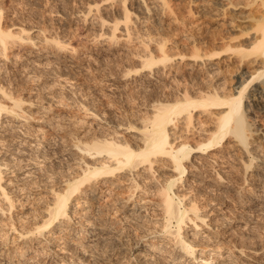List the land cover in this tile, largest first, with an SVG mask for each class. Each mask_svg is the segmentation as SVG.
Here are the masks:
<instances>
[{
  "label": "rangeland",
  "instance_id": "obj_1",
  "mask_svg": "<svg viewBox=\"0 0 264 264\" xmlns=\"http://www.w3.org/2000/svg\"><path fill=\"white\" fill-rule=\"evenodd\" d=\"M100 1L102 2L97 7L95 4ZM137 1L140 2V0H126L125 3L123 0H0V8L1 6L3 7L1 8L2 17H4V19H1V24L4 26L10 25L11 28L8 26L9 30L14 33H19V35L24 38H29L24 42L15 39L17 43L15 41L13 43L14 45H9V48L12 50L9 49L8 58L0 55V86L3 87V89L5 88L4 91H7V94H9L10 91V94L19 96L20 100L23 98V101L21 100L22 107L25 108L26 111L28 109L27 117L29 118H27L28 120L24 117L18 118L19 116L17 117L12 113H3V116L0 117V126L4 125V127H0V162L5 161V159L6 161L7 159L10 160L11 158L12 160L6 163L13 167V163L19 165V163L23 161V165L20 163V166L17 165L14 169L9 168V166L4 170L6 171L5 174H8L7 177L5 175L6 179H4V182L7 183V186L9 185L8 188L11 189V196H13L15 202L13 203L15 206L12 209V211H14L7 212V214L9 213L8 215H12L16 226L18 225V230H21V227L23 228L27 224L31 226L34 225L33 223L39 222L41 218L38 217H43L42 215L45 213L44 204L46 203V199L48 200L50 198L48 197V185L45 186L44 182L41 184L45 168H58V163L59 166H65L64 169L69 167L65 169V171L64 169L61 171L63 167H60L59 170L63 173H69L67 170L71 172V168H75L72 166H74L76 161L74 163L71 162L74 161L72 157H74L73 151H75V149L71 147L72 143L69 139L70 137L67 136L68 134L65 135V133L74 130L80 137H84L85 134L90 135L99 130L104 131L109 129L112 131L115 129L114 127H116V130L119 132L118 135L121 134L119 135L120 137H124L125 135V138L135 141V134H137L136 132L138 131L136 129H127L125 126L118 127L119 123H117V120L121 121L120 118L122 119L125 116L138 119L140 116L144 117L151 114L152 103H150L151 96L149 95L151 92L152 95H158L162 98L174 94L180 95L184 91L182 90L184 88H188L191 92L195 93L198 91L201 82H203L202 79L205 73V71H203L204 60L201 58L194 59L188 52L192 47L191 43L194 37L195 40L200 39V33L203 32L202 30L213 31L219 29V22L216 19H210L208 23L205 22V19L200 17L201 4H199L200 1L198 2V0H193L196 2L192 0H166L167 7L164 6L165 9H163L164 7L160 0H145V5H143L142 2L139 4ZM145 6H148L151 12L149 11L147 13L145 11ZM125 8H129L132 12V20L128 23L129 29L125 31L126 26L120 22L117 30L114 32L115 38H112L114 31L113 22L118 20V17L121 18ZM3 9L5 11H3ZM190 10L192 12H190ZM22 30H24V32ZM19 31L22 32L20 33ZM190 34L195 35L191 37ZM163 39L167 43L165 49L169 53L173 52L175 54L178 53V51H184L186 56L184 58L179 55L173 56L166 66L161 65L153 70H139V66L141 65L138 66V64H141L144 59L143 57L149 54L150 50L153 52L157 51V49H159L158 43H161ZM48 41L50 42L48 43ZM58 41L60 43L62 42L61 44L64 42V49L56 48V42ZM229 54L230 53H224L219 60L214 59V68H219L221 73H226L227 70L232 67L231 63L233 62V58L230 54V59ZM217 61L220 62L218 63ZM136 69L138 70L137 72H135ZM232 69L235 71L234 67H232ZM241 70H238V73L237 71L236 73L233 72L234 75L232 76L231 74L229 76L228 72L225 74L227 78L230 77V79L228 78L229 82H227L229 84H226L227 90L234 91L235 89L236 92V87H238L242 81V79H240ZM127 71H130L129 74H127ZM254 87L255 84L250 86L246 94L249 93L251 88L254 89ZM0 95L4 99H7L4 100L1 97L3 103H11L1 92ZM261 104L262 103L258 104L257 101H253L252 99H244V110L248 116L247 120L252 123V128L255 129L253 136L255 134L254 137L256 138V142L252 144L253 146H249L248 149H257V152L259 151L258 153L263 156L262 160L264 161V112L258 109L261 107ZM262 105H264V103ZM89 108H93L92 111L97 113V115L95 116L93 112L88 110ZM213 111H215V109H213ZM193 116V123L189 127V131L185 130L186 127L183 125L184 120L178 122L179 124L176 129L173 126L169 127L170 129L173 128V130H170L171 139L180 136L176 139L177 142L182 141V139L186 137H188L190 141L193 139L197 140L206 137L210 129L213 130L215 126V116L213 117L210 113H203L200 110L193 112ZM64 136L65 139H63ZM66 136L69 137V141H63L68 140ZM234 141V139L230 141L226 138L223 143L220 144L221 146L219 145L214 151L202 155V159L198 156L196 159L195 157L193 158L194 161L197 160L198 162L201 159L200 164L204 163L207 166L199 175L196 174V172L194 173V169H189L190 174H186V181L190 180L187 181V184H190V186L192 185L193 189H196L192 191L194 193L190 192L189 194H191L190 197H199H197L196 200H199V202L197 201V205L199 203L198 206L200 207L198 208L201 209L200 213L207 214L206 222L211 225L209 229L204 224L201 231L204 229L212 231V233L208 231L204 233V235L210 234V238L212 237V245L210 244L209 247H213L211 249L215 248L214 252L216 253L224 254L221 257L223 258L222 260H226L225 257L227 256L228 258L231 255L229 260L235 259L241 264H264V174H262L264 172V164L262 163L264 162L262 161L261 163V161H258L256 164L248 167V169L244 163L247 160L250 161L252 155L247 154L246 149L241 148L238 146L239 144ZM67 142L71 144L68 145ZM37 147L38 151L36 149ZM39 150H42V153ZM71 154L72 157H69ZM25 155H27V160L25 159ZM33 157L36 159L34 160ZM14 160L15 162H13ZM65 160L68 161L66 162ZM64 162L69 163V166L64 164ZM70 162L73 163L72 166ZM17 169H21V171ZM15 170L18 172L16 173ZM169 170L167 166L163 168V171L167 174ZM29 171L31 172L29 173ZM218 173H220V177ZM41 174H43L42 177ZM38 176H40L41 179L38 178ZM197 177L199 179H197ZM56 178L54 176L56 186H63L61 181L57 183V180H60L58 179L59 176ZM201 178H203V181ZM31 179L32 181L36 180L37 182H33L37 184L41 182L39 185H44L45 187L42 189V186L40 187L36 184L38 187L36 188V186H34L35 184L33 185L32 182L28 183L26 181H31ZM17 180H19L20 183H17ZM23 180L29 185L31 183L30 186L26 183L27 187H29L26 188V190H20L22 186L20 184L24 182ZM54 180L52 181L54 182ZM147 182L149 183L151 181ZM102 185L104 186L105 184H101V186ZM122 185L120 184V186ZM108 186H106L107 188L104 187L106 191L99 194L95 203L96 205L89 211L85 209L86 205H83L80 201L78 203L77 201L70 203L69 207L72 208L70 209L72 211H70L69 214L72 215V218L70 222L69 220L68 222L69 225H74L73 228L75 227L76 231L73 232V229L70 230L72 227H67L68 223L66 224L63 222L61 227L58 226L61 230H55L54 238L56 235L58 236L55 238V241L50 242V245L49 243L45 244L43 241L45 240L43 238L48 235L45 231V236H41L38 239L40 242L34 241L33 246H38L37 243L42 242L44 245L41 243L40 247L43 246L45 247L44 249H47H40L41 251L35 252L33 261L29 260L28 264H68L69 259L67 258H70L76 253L75 256H81L84 250L85 252H89V254L87 252L83 253V260L89 259V264H94V262L96 264L100 262H102L101 264H112L113 262L115 264L119 262L120 264H166L163 260L167 256L163 255V253L161 254L159 249L153 250L150 248V246H148V239H150L149 236L151 235L146 236L149 230L151 232L159 229V225L162 223L160 210L155 209L150 204L146 206V208L138 210V213L135 212L133 218L131 203L134 200L132 199V201L129 200L128 202L124 200L126 197L125 194H122L124 195V199L121 198L123 196L119 195L120 193H118V190H122L123 188L116 189L117 191L115 190L112 194L110 191L113 192L114 190L112 191V189H114L115 186H110L112 189H110V187L108 188ZM41 190L44 191L42 192ZM121 190L119 192H121ZM12 192L14 194H12ZM49 196L51 195L49 194ZM146 197V200L149 201L150 196L147 194ZM118 198L121 199L119 200ZM142 203H144V201H142ZM20 205L22 209H19ZM119 205L124 207H121V210H119ZM75 209L76 211H73ZM94 209H101L105 212V216L100 210L95 211ZM105 210H107V212ZM79 211H82L83 214H78V216L74 214L75 212L79 213ZM84 212L89 213L85 214V216ZM97 212H99L101 216L103 214L104 217H100ZM91 213L98 216H94ZM83 215L85 216L84 218ZM14 216L18 217L15 218ZM129 217L133 219L130 220ZM137 218L141 223L138 222V220L136 221ZM3 219L4 221L0 220V264L16 263L17 258L12 253L16 252L17 248H19L22 238L16 233L17 231L13 232L15 230L8 222L6 223V216L3 217ZM86 219L91 221H86ZM128 219L131 221L132 226ZM101 221L104 223L106 222L104 228L99 225ZM135 221L138 224L135 223ZM115 223L116 225H114ZM117 224H119V227ZM139 224L142 228L138 227ZM141 224L144 228L147 227L148 229L145 230ZM57 225H60V223H57ZM63 225L67 226L63 227ZM98 225L100 227H98ZM19 226L21 227L19 228ZM211 228H214V231ZM84 229L90 230L91 234L87 235L84 241H81L80 238L78 239L80 241H78L77 237H79V235H76L79 233L76 234V232L82 234ZM186 229L191 231V225L188 224V228L186 227ZM119 230H121L120 233ZM97 235L98 238L95 237ZM99 235L103 238L102 240L99 239ZM106 235H108V239H106ZM118 236L119 238H117ZM141 236L142 238L143 236L146 237L142 239ZM75 237L76 239H74ZM163 237H165L163 243H166H164L166 248L169 249L172 247L169 241L170 239L166 238L165 235ZM64 239L66 241L68 240L67 246L73 250L68 247L64 249L67 250V252L62 250V248L65 247L63 244L65 241ZM70 241L72 243H70ZM108 241L116 242L115 244L113 243V248H116V250H113L114 253L110 252L113 249H110L113 245H108ZM117 241L122 242V245L124 243V245L122 246ZM166 241H169L171 245L167 244ZM22 242L23 240L21 243ZM96 242L98 244H96ZM85 244L88 247H86ZM102 247H106L107 254ZM87 248L89 250L94 249V252L99 249L102 251L101 253H105V255L101 257L102 260L103 257L106 259L111 255L112 262H109V260H111L109 258L107 262L105 259L99 261L101 258L99 257L98 259V257L95 256L97 252L94 254L93 251H89ZM6 250L8 252H6ZM73 251L76 253L74 252V254ZM100 251L97 254L98 256H101ZM43 253L45 254L42 255ZM9 254H11L10 258H8ZM85 254L89 256L87 255L88 257H86ZM63 257H67L66 259L68 262ZM91 257L94 258L90 259ZM61 260H63V262L60 263ZM182 262L184 264H190L188 261L182 260Z\"/></svg>",
  "mask_w": 264,
  "mask_h": 264
},
{
  "label": "bare ground",
  "instance_id": "obj_2",
  "mask_svg": "<svg viewBox=\"0 0 264 264\" xmlns=\"http://www.w3.org/2000/svg\"><path fill=\"white\" fill-rule=\"evenodd\" d=\"M125 1L126 0H123L124 3H125ZM160 1L162 2L163 7L166 6V0H160ZM192 1H191V3H192ZM199 1H200L199 4H201V16L200 17L205 19V22H208V23L210 22V19H216L219 22V27H218L219 29H217V30L215 29L213 31L202 30L203 32L200 33L201 38L198 40H195V37H194L195 34L194 35L190 34L191 37H194V40L191 43V46H192L191 49L190 48H189L190 50L188 49L189 50L188 54L194 59L201 58L204 60L203 61V66H204L203 71H205V73H204V78L202 79L203 82H201V84L199 83L200 87L198 88V91L193 93L188 88H184V89H182L184 91L180 95L174 94L171 96H165L163 98L158 96V95H154V94L152 95V92H151L149 94L151 96L150 103H152L151 104L152 110L150 112L151 114H148V116H144V117L140 116L138 119H133L132 117L125 116L122 119L120 118L121 121L117 120V123H119L118 124L119 126L117 125L118 127L125 126L127 129H136L138 131V132H136L137 134H135V141H132V140L125 138V135H124V137H120L119 135H121V134L118 135L119 132L116 130V127H114V126H112V127H114L115 129L112 131H110L109 129L104 130V131H100V130L96 131V132L93 131L94 133H92L90 135L85 134L84 137H82V136L80 137V135L76 131L74 132V130H70L67 133H65V135L68 134L67 136H69L70 138L67 136L66 137H67V139L69 138L71 143H72L71 144V143L67 142L68 145L71 144V147L75 149V151H73L74 157H72V154L69 156V157H72V159L74 158V161H71V162L74 163L76 161L75 162L76 165L74 164V166H72L73 163L70 162L71 166L75 167V168H71V166H70V168L72 169L71 172H70V170L69 171L67 170V172H69V173H66V172L63 173L61 171H62V169H64L65 166H63L61 164H60L61 166H59L58 165L59 163H58L57 164L58 168H56V167L45 168L44 175L41 174V177L43 175L42 179L40 176H38V178L41 179V182H42V183L40 182L41 184H43V182H44L45 186L48 185L49 194L51 196H49V194H48V197H50V198L48 200L46 199V203L44 204L45 205V213L42 215L43 217H38L39 215L37 216L38 218H41V220L39 222L33 223L34 225H31V226H30V224L29 225L27 224L28 226L25 224L26 226L23 228L21 226H19V228L21 227V230H18V228H17L18 225L16 226L15 220L12 217V215L10 216V215H8L9 213L7 214V212L12 211V209L15 206V204H13V203H15V202H14L13 196H11V189L8 188L9 185L7 186V183L4 182V179H6L5 175H6V177L8 175L7 173L5 174L6 171H4V170L6 168H8L9 166H10L9 168L14 169V168H16V166L18 164L13 163L12 164L13 167H12L8 163H6V162H10L12 160L11 158H10V160L7 159V161H6V159H5V161H3L4 158L2 159L3 162H0V220L4 221L3 217L6 216V220H7L6 223L8 222V224H10V226L12 228H14L15 231H13V232L17 231L16 233L20 235V236L19 235L18 236L22 238V239L20 238L21 241L23 240L22 243L20 241V244H19L20 246H19V248H17L16 252L12 253L17 258V260H16V263L10 262L11 264H28L29 260L33 261V258H34L33 255L35 252L41 251L40 249H43V250L47 249V248L44 249L45 247H43V246L40 247L42 242L37 243L38 246H36V245L33 246V242L39 241L38 239L41 236H45L44 232L46 231L48 235H47V237L43 238V239H45L43 241L45 244L49 243V245H50V242L55 241V238L58 236V235H56L54 238L55 230L58 231V229H60L58 226L61 227L62 226L61 224L63 222L66 224L68 223V226L67 225H65V226L72 227V228H70V230L73 229V232H75L76 229H75V227L73 228L74 225L73 226L69 225L70 219L72 218V215L69 214L70 211H72V210H70L72 208L69 207L70 203H72L74 201H77V203H78L80 201L83 203V205H86L85 209H88V211H89L90 209L94 208V205H96L95 203L97 201V198L99 197V194L104 193L106 191L104 187H106L108 185H109L108 188L110 186L111 187L115 186L114 189H112L110 187V189H112V191L114 190L113 192L110 191V193L113 194L116 189L123 188L122 190L120 189L121 192H119L120 190H118V193H120L119 195L125 194L126 197L124 199V195H122L123 197H121V198H123L127 202L129 200L132 201V199L134 200L131 203L132 206L130 204V206L132 207L131 210L133 212L132 213L133 218H134L133 214L135 212H137L138 210H140L142 208H146V206H148L150 204L155 209L160 210V213H161L160 218L162 219V223L159 225V229H157L155 231H151V232L149 230L148 231L149 233H147L148 235H146V233H145V235L146 236L151 235V236H149L150 239H148V246H150V248H152L153 250L159 249L160 250L159 252H161V254L163 253V255L167 256L163 260L166 264H169V263L170 264H175V263L184 264L182 262V260L188 261L190 264H193L195 262H196L195 264H241L238 261H236L235 259L229 260L231 258L230 257L231 255L228 258L226 256L225 257L226 260H222L223 258H221V257L224 254L216 253V252H214L215 248L211 249L213 247H209L211 242H212V239H211L212 237L210 238L209 233L204 235V233L208 232L209 230L207 231L204 229L201 231V228L205 224L210 229L211 225L206 222L207 214L200 213L201 209L198 208V207H200V206H198L199 203L197 205V201L199 202V200L198 199L196 200V198L198 196L197 197H194V196L190 197L191 194H189V193L194 191L195 188L193 189L192 185L190 186V184H187L188 183L187 181H189L190 179L186 181V179H187L186 174L187 175L190 174L189 173L190 168H191L190 170H192V169L195 170L194 173L196 172V174H198V175L201 174L202 170H204V168L207 166L204 163L200 164V160L202 159V155H205L206 153L208 154L211 151H214L221 143H223L224 139H226V138L229 139L230 141L234 139L236 141V143L239 144L238 146H240L241 148H245L247 151L246 153L249 155H252L250 161L247 160L248 162L246 161L244 163V164H246L247 168L253 164H256V162H258V161H261V163L263 161L262 160L263 156L258 153L259 151L257 152V149H255V148H252L250 150L248 149L249 146L251 147V145L254 142H256V138L254 137L255 134L253 136V132H255L254 131L255 129L252 128V125H251L252 123L247 120L248 116L246 115V113H245L246 111L244 110V99H246V100L252 99L253 101H257L258 104L264 103V0H198V2ZM101 2L102 1L98 2L95 5L98 7ZM137 2L139 4H140V2H142V4L145 5L144 4L145 0H140V2L139 1H137ZM193 2H196V1H193ZM193 4H191V5H193ZM1 8H3V7L1 6ZM1 8H0V55L2 57L6 56L8 58V51L10 49L9 47L11 45H14L13 43L16 41L15 39H19L20 41L22 40V42H24V41H27L29 38H26V37L24 38V37L20 36L19 33H14L13 31L9 30L8 26H10V25L4 26L3 24H1V19L2 18L4 19V17H2V9ZM163 9H165V7ZM166 9H168V8H166ZM3 11H5V10L3 9ZM123 11H124V14L121 15V18L118 17V20L113 22L114 23V25H113L114 31L112 30L113 31L112 38H115L114 32H115V30H117V27L120 24V22H122L126 26L125 31H128V29H129L128 23L130 22V20H132L131 19V13L132 12L129 8L128 9L125 8ZM145 11L148 13L149 11L151 12V9L148 6H145ZM190 12H192V11L190 10ZM10 28H11V26H10ZM22 31L24 32V30H22ZM112 40H114V39H112ZM30 41H32V40H30ZM49 42L50 41H48V43ZM16 43H17V41H16ZM61 43L59 41L56 42V45H57L56 48L57 49H61V48L64 49V46H63L64 42H63V44H61ZM158 44H159V49H157V51L153 52L150 50L149 51L150 53L146 54L143 57L144 59L141 62V64H138V66L141 65V66H139L140 67L139 70L140 69L153 70L154 68L161 66V65L166 66V64L173 58V56L179 55L182 58H184L186 56L184 51L182 52V51L176 50V51H178V53H175V54L173 52L169 53L165 49V46L167 43L164 41V39L161 43L159 42ZM10 50H12V49H10ZM224 53H230L232 58H233V62L231 63V66L235 68V71H233L232 67L231 68L227 67V68H229V70H227V72L229 73V76H230V74H231V76L234 75V73H236V71L238 73L239 72L238 70L242 69L240 72V74H241L240 79H242V81L240 82V85L238 87H236V89H237L236 92H235V89H234V91H230V90H227V88H226V84H229V83H227V82H229L228 78L230 79V77L227 78V75H225L227 72L224 71L226 73L222 72L223 73L222 74L220 72L221 70L219 68H214V65H215L214 59L219 60L220 57ZM230 54H229V58L231 59ZM218 63H216V64H218ZM229 65H230V63H229ZM137 71L138 70L136 69L135 72H137ZM129 72L130 71H127V74H129ZM234 79H235V76H234ZM253 84H255L254 89L251 88L249 93L246 94L248 88L250 86H252ZM164 85H166V84H164ZM196 86H198V85H196ZM4 89H3V87L0 86L1 94L4 95L5 97H7L11 101V103L10 104L3 103V100L1 99L2 96L0 95V117L3 116L2 115L3 113H12L17 117L19 116L18 118L24 117L25 119H27L28 118L27 117L28 109L26 111L25 108L22 107L21 100L23 98L20 100L19 96H15L14 94L13 95L10 94L11 92L9 90H8L9 94H7L8 92L6 91L7 92L6 93L4 91ZM146 98H149V97H146ZM4 100H7V99H4ZM123 100H125V99H123ZM24 102H25V100H24ZM262 104H261V107L258 109L263 110V112H264V105H262ZM257 107H258V105H257ZM90 108L88 110L93 112L92 111L93 108L92 109H90ZM118 109H120V108H118ZM213 109H215V111H213ZM196 110H200L203 113H210V115H212L213 117L215 116L214 117L215 126H214L213 130L210 129L208 132V135L206 137L199 138L197 140L193 139L190 141V139L188 137H186V138L182 139V141L177 142L176 139H178L180 136H178V138H174V139L172 138L173 139L172 140L171 135H170V130H173V128L170 129L169 127L173 126L176 129L177 125L179 124L178 122L180 120H184L183 125L186 127V128L185 127L184 128H185V130L189 131V127L193 123V117H194L193 112H195ZM90 111H89V113H90ZM93 113L95 114V116L97 115V113H95V112H93ZM130 115H132V114H130ZM0 124H1V121H0ZM113 125H115V124H113ZM1 126L4 127V125H1ZM63 139H65V136ZM69 139L63 140V141H69ZM5 140H3V141H5ZM36 149L38 151V147ZM42 150H43V148H42ZM69 152H70V150H69ZM69 152H68V154H69ZM43 154H44V152H43ZM23 156H21V157L24 158ZM26 156L27 155H25V159L27 160ZM197 156L201 158V159L199 158L200 160L198 159L199 162L197 160H195V161L193 160V158L195 157V159H196ZM29 159H30V157H29ZM35 159L36 158H34V160ZM15 160L13 162H15ZM22 162H20V163L22 164ZM20 163L18 166H20ZM60 163H62V162H60ZM64 164H67L69 166V163L64 162ZM262 164H264V163H262ZM27 166H28V163H27ZM166 166L169 167V169H170L168 174L164 172L165 170L163 171V168L164 167L166 168ZM21 167H18V168H21ZM60 167H63V168H61V171L59 170ZM68 168L69 167H67L65 169H68ZM263 168H264V166H263ZM57 169H58V171H57ZM65 169H64V171H65ZM17 170L21 171V169L20 170L17 169ZM11 171H14V170H11ZM15 172H16V170H15ZM30 172L31 171H29V173ZM261 172H263V171H261ZM19 173H21V172H19ZM219 174L220 173H218V176L220 177L221 175H219ZM262 174H264V172ZM56 175L59 176L58 179H60V180H57V183H58V181H61V183H63V186H60L59 185L60 183L57 184V185H59V187L56 186V183L54 180V176H55V178L57 177ZM40 179H39V181H40ZM197 179H199V178L197 177ZM202 179L203 178H201V180ZM52 180H54V182ZM23 181H21V182H23ZM26 181L28 183L32 182L33 185L35 184L34 186H36V184H37V183H34L36 180H33L34 182L32 181V179H31V181H28V180H26ZM147 181H151V182L148 183ZM24 182L22 184H20V185H22L20 187V190H24V189L26 190V188H29V187H27L28 183L27 182L24 183ZM199 182H201V181H199ZM17 183H20L19 180H17ZM39 184H37V185H39ZM101 184H105V185L101 186ZM120 184L121 185L123 184V185L120 186ZM30 185H31V183H30ZM41 186H42V189H43V187H45L44 185H41ZM36 188H38V187L36 186ZM46 188H44V189H46ZM34 189H35V187H34ZM110 189H108V190H110ZM197 192H195V193H197ZM44 193H46V192H44ZM192 193H194V192H192ZM12 194H14V193L12 192ZM115 194H117V193H115ZM147 194L150 196L149 201L146 200ZM188 194H189V197H188ZM101 195H103V194H101ZM112 198H114V197H112ZM116 198H115V200H116ZM142 201H144V203H142ZM21 205H20L19 209L20 208L22 209ZM76 207H74V208H76ZM121 207H124V206H120L118 209L121 210ZM99 210L101 213H103V214L105 213L101 209H99ZM99 210H95V211H99ZM73 211H76V209ZM105 211L107 212V210H105ZM81 213H82V211L81 212L79 211V213L75 212L74 214H77V216H78V214H80V215L83 214V213L82 214ZM87 213H89V212H86V213L84 212V215ZM94 213H96V212H94ZM94 213H91V214L94 215ZM97 213L99 214V212H97ZM103 214H102V216L99 214L100 217H104L105 214H104V216H103ZM84 215H83V218L86 216V215L85 216ZM153 215H155V214H153ZM94 216H98V215H94ZM94 216H92V217H94ZM14 217L17 218L18 216L17 217L14 216ZM129 218H130V220L133 219L131 217H129ZM141 218H139V219H141ZM68 220H69V222H68ZM87 220L88 219H86V221ZM137 220H138V218L136 219V221ZM88 221H91V220H88ZM136 221H135V223H137ZM108 222H110V221H108ZM138 222L141 223V221H139V220H138ZM57 223H60V225H57ZM105 223L101 221V223H99V225L101 227L103 226V228H104ZM88 224H90V223H88ZM188 224L191 225V231L186 229V227L188 228ZM99 225H98V227H100ZM108 225H107V227H108ZM114 225H116V223ZM117 225L119 227V224H117ZM130 225H131V221H130ZM143 225H144V223H143ZM65 226L63 225V227H65ZM133 226H134V224H133ZM145 226H146V224H145ZM138 227H140V224ZM81 228H83V227H81ZM111 228H113V227H111ZM111 228H109V229H111ZM140 228H142V227H140ZM143 228H144V226H143ZM150 228H153V227H150ZM62 229H64V228H62ZM121 229H122V227H121ZM144 229L146 230L148 228L145 227ZM211 229L213 230L214 228H211ZM137 230H139V229H137ZM103 231H101V232H103ZM120 231L121 230H119V233H120ZM141 231H142V229H141ZM90 232L91 231L87 230V229H84V232H82V234L80 232H76V234L79 233L76 235V236L79 235V237H77V240L80 238L81 241H84L86 236L91 234ZM209 232L212 233V231H209ZM115 234H117V233H115ZM164 235L166 236V238L170 239L169 241L172 244V247H170L169 249L166 248V246H165L166 243L165 242H164L165 244L163 243V240L165 238V237H163ZM18 236H17V238H18ZM106 236H107L106 239H108L109 238L108 235H106ZM114 236H116V235H114ZM146 236H143V238H145ZM95 237L98 238V235ZM117 238H119V236ZM141 238H142V236H141ZM58 239L60 240L59 237H58ZM74 239H76V237ZM99 239L102 240L103 238L100 237V235H99ZM104 239H105V237H104ZM80 240H78V241H80ZM96 240H98V239H96ZM116 240H119V239H116ZM71 241H70V243H72ZM169 241L168 242L166 241L167 244H170ZM17 242H18V240H17ZM117 242H119V241H117ZM113 243L115 244L116 242L115 241L114 242L108 241L107 244L113 245ZM119 243L122 245V242H119ZM63 244L65 247L62 248V250L67 249L66 247L70 248L69 246H67L68 240L67 241L65 240L63 242ZM82 244H84V243H82ZM96 244H98V243L96 242ZM105 244H106V241H105ZM108 245H106V246H108ZM123 245H124V243H123ZM16 247H18V246H16ZM86 247H88V246L86 245ZM113 247H114V245L110 249H112ZM73 248H75V247H73ZM105 248L106 247H104V248L102 247V249H104V252H106V254H107V251ZM7 249H8V247H7ZM76 249H77V247H76ZM71 250H73V249H71ZM98 250H96L97 254L100 251V250L99 251ZM113 250H116V248L115 249L113 248L110 252L114 253ZM64 251L67 252V250H64ZM89 251L94 252L95 250L92 249ZM6 252H8V251L6 250ZM10 252H12V251H10ZM43 252H46V251H43ZM68 252H69V250H68ZM74 252L75 251H73V253ZM86 252L84 250L82 252L81 256H75L77 254L75 252L76 254L74 253L75 255L71 256L70 258L66 257L67 259H69L68 264H87V263L89 264V262H90L89 259L83 260L84 257H82L83 253H86ZM96 252H94V254H96ZM101 252L102 251H100L101 256H98L97 254L95 255L98 257V259H99V257L101 258L102 256L105 255V253L103 254ZM80 253H79V255H80ZM87 253L89 254V252H87ZM113 253H111V254H113ZM44 254L45 253H43L42 255H44ZM88 254H85L86 257L89 256ZM10 255L11 254H9L8 258H10ZM35 256H37V255H35ZM110 256L109 257L106 256V257H108L111 260H109L108 258L105 259L104 257H103V260L105 259L107 262V259H108L109 262H112V258ZM0 257H1V255H0ZM12 258H13V256H12ZM66 258H64V259L67 260ZM93 258L91 257L90 259H93ZM63 260H61L60 263L63 262ZM103 260L101 258V260H99V261H103ZM5 262H7V261H5ZM67 262H68V260H67ZM101 263L102 262H100L99 264H101ZM116 263H118V262H116ZM94 264H96V263L94 262ZM112 264H115V263L113 262ZM118 264H120V262Z\"/></svg>",
  "mask_w": 264,
  "mask_h": 264
}]
</instances>
